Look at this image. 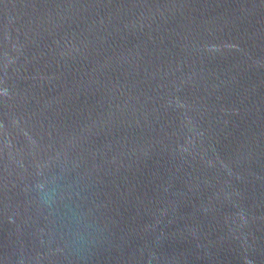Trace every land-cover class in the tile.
<instances>
[{
  "label": "water",
  "instance_id": "95a60500",
  "mask_svg": "<svg viewBox=\"0 0 264 264\" xmlns=\"http://www.w3.org/2000/svg\"><path fill=\"white\" fill-rule=\"evenodd\" d=\"M0 264H264V0H0Z\"/></svg>",
  "mask_w": 264,
  "mask_h": 264
}]
</instances>
